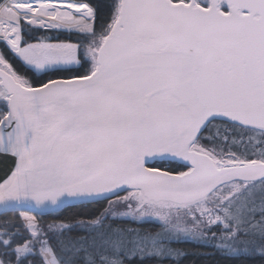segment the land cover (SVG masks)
<instances>
[{
    "label": "snow or ice",
    "instance_id": "1",
    "mask_svg": "<svg viewBox=\"0 0 264 264\" xmlns=\"http://www.w3.org/2000/svg\"><path fill=\"white\" fill-rule=\"evenodd\" d=\"M0 157V264H264V0H0Z\"/></svg>",
    "mask_w": 264,
    "mask_h": 264
},
{
    "label": "trees",
    "instance_id": "2",
    "mask_svg": "<svg viewBox=\"0 0 264 264\" xmlns=\"http://www.w3.org/2000/svg\"><path fill=\"white\" fill-rule=\"evenodd\" d=\"M109 2V0H95V3L97 5L103 6L105 4H107ZM40 35H43V33H40ZM49 35H52L51 33H49ZM75 39V37H69L68 35L64 34V35H59V39L60 40H64V39ZM14 64L16 63L15 61H13ZM18 70H20L21 72H23L24 70L22 68H19ZM29 76L32 75L31 72L28 73ZM99 206H91L89 208H82L80 206H75V207H70L65 213V216H75L77 218H79L80 216H87L91 213H94L97 208ZM50 219V217H45V220ZM133 227H140L143 229H148L151 231H156L158 230L159 226L156 224H152V223H144V224H133ZM178 247L184 248L186 250L189 251V253L194 252L197 250L198 245H195L193 243H180L179 245H177ZM200 252L203 253H211L212 249L211 248H199ZM218 257H213L212 255H205L203 257L200 256H191L189 257L188 260L185 261V264H218Z\"/></svg>",
    "mask_w": 264,
    "mask_h": 264
},
{
    "label": "water",
    "instance_id": "3",
    "mask_svg": "<svg viewBox=\"0 0 264 264\" xmlns=\"http://www.w3.org/2000/svg\"><path fill=\"white\" fill-rule=\"evenodd\" d=\"M0 159H3V157H0ZM7 164H8V169H7V171H8V174L10 175V171H11V169L14 167V160L12 159V158H9L8 160H7ZM7 177L4 175V173L3 172H0V182H2L3 181V179H6Z\"/></svg>",
    "mask_w": 264,
    "mask_h": 264
},
{
    "label": "rangeland",
    "instance_id": "4",
    "mask_svg": "<svg viewBox=\"0 0 264 264\" xmlns=\"http://www.w3.org/2000/svg\"><path fill=\"white\" fill-rule=\"evenodd\" d=\"M153 224V223H152ZM156 225H158V224H156ZM159 226V225H158Z\"/></svg>",
    "mask_w": 264,
    "mask_h": 264
}]
</instances>
